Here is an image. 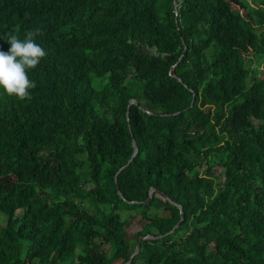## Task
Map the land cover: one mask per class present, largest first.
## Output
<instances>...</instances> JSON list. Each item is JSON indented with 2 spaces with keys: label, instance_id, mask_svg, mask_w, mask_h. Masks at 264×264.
<instances>
[{
  "label": "trees",
  "instance_id": "trees-1",
  "mask_svg": "<svg viewBox=\"0 0 264 264\" xmlns=\"http://www.w3.org/2000/svg\"><path fill=\"white\" fill-rule=\"evenodd\" d=\"M175 1L0 0L47 53L0 88V264H125L163 194L131 264H264V0Z\"/></svg>",
  "mask_w": 264,
  "mask_h": 264
},
{
  "label": "clouds",
  "instance_id": "clouds-1",
  "mask_svg": "<svg viewBox=\"0 0 264 264\" xmlns=\"http://www.w3.org/2000/svg\"><path fill=\"white\" fill-rule=\"evenodd\" d=\"M42 35L40 28L26 31L22 39L15 34L7 35L10 48L0 50V88L8 96L22 101L31 98L29 90L36 87V82L29 78L28 70L35 69L47 55L36 42V37Z\"/></svg>",
  "mask_w": 264,
  "mask_h": 264
},
{
  "label": "water",
  "instance_id": "water-1",
  "mask_svg": "<svg viewBox=\"0 0 264 264\" xmlns=\"http://www.w3.org/2000/svg\"><path fill=\"white\" fill-rule=\"evenodd\" d=\"M173 4H174V8L176 9V8H177V2H176L175 0H173ZM143 50L146 51V52H147L148 54H150V55H152V54L154 53V47H152V48L149 49V50L143 48ZM183 54H184V51H183L182 55L179 57V60L182 58ZM166 58L170 59L171 57H170V56H167ZM175 65H176V64H174V65H172V66L170 67V75L173 76V77H177V75H176V73H175ZM177 79H178L179 81H181V79H180L179 77H177ZM193 100H194V99H193ZM193 100H192V102H193ZM192 102H191V103H192ZM135 103H136L135 99H131V100H130L129 105L127 106L126 116H128V114H129L130 105H131V104H135ZM132 147H133V153H132V155L130 156V158L128 159V161H127L122 167H120V168L117 170V172L115 173L114 179H115V182H116V183H117V175H118V174H119V173H120V172H121L126 166H128V165L132 162L134 156L136 155V153H137V151H138L137 145H136V143H135L134 140H132ZM155 191H156V189H155L154 187H151V188L149 189V195H148V198H147L146 200H144V203H147V202H149V201L152 199L153 194H154ZM117 193L120 195L121 198H124V196H123V194L121 193V191L119 190L118 186H117ZM162 194H163V193H162ZM163 196H164V198H165L166 200H168V201L171 202L173 205H176V206L179 208V210H180V218H179V220H178V221L174 224V226H173V227H172L167 233H165V234H162V235L146 234V235L140 236V237L138 238V241H137V243H136V245H135V248H134L132 254L130 255L129 259L126 261L125 264H131V262H132L134 256L138 253V251H139V249H140V244H141V241H142V240H144V239H157V238L164 237V236H166V235H168V234L174 232L175 229L178 228L179 225H180V223L183 221V219H184V213H183L182 206L179 205V204H177V203H175L173 200H171V199L169 198L168 195L163 194ZM129 202H135V201H129Z\"/></svg>",
  "mask_w": 264,
  "mask_h": 264
},
{
  "label": "rangeland",
  "instance_id": "rangeland-1",
  "mask_svg": "<svg viewBox=\"0 0 264 264\" xmlns=\"http://www.w3.org/2000/svg\"><path fill=\"white\" fill-rule=\"evenodd\" d=\"M246 2L252 7H255L259 5L260 0H246ZM4 223H5V216L0 213V225H3ZM114 264H119V262H115Z\"/></svg>",
  "mask_w": 264,
  "mask_h": 264
}]
</instances>
